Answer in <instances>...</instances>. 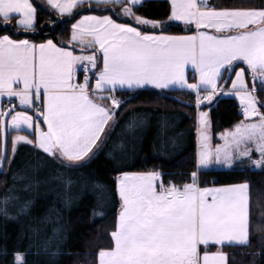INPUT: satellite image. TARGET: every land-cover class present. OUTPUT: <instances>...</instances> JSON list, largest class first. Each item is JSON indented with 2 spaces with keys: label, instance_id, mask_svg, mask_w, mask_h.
Listing matches in <instances>:
<instances>
[{
  "label": "snow or ice",
  "instance_id": "obj_1",
  "mask_svg": "<svg viewBox=\"0 0 264 264\" xmlns=\"http://www.w3.org/2000/svg\"><path fill=\"white\" fill-rule=\"evenodd\" d=\"M93 0H47L60 17H72L74 10ZM96 4L123 5L120 13L137 25L153 30L164 22L136 15L133 9L143 0H94ZM169 21L195 25L193 35H165L163 31H141L140 27L117 23L109 15L81 16L71 25V40L90 54H75L52 39L35 43L0 35V97L17 98L29 111L0 108V133L15 130L12 155L18 142L43 150L66 167L82 166L89 157L120 101L112 94L118 88L129 90L144 85L158 89H190L196 93L197 108L211 101L224 72L235 71L232 90L243 105L245 120L234 131L220 136L223 145L210 146L208 113L198 112V169L221 164L231 167L239 159L264 168V113L254 95L259 82L264 91V7L225 8L209 5L208 0H170ZM113 11L116 9H103ZM37 7L33 0H0V25L25 31L34 30ZM213 29L212 34L206 29ZM234 33V34H229ZM253 85L248 88L245 68ZM191 64L199 75L189 83L185 75ZM83 74L82 82L79 79ZM231 79V76L228 77ZM95 80L93 85L92 81ZM106 92L100 100H110L112 108L98 103L94 94ZM11 103V101H10ZM264 107V105H261ZM46 126V130H45ZM32 130L31 135H20ZM253 152L259 154L253 159ZM90 158V157H89ZM6 146L0 149V172L10 165ZM163 173L123 172L117 177L120 207L112 246L100 248L98 264H228L225 245L250 244V191L247 182L220 187H200L197 172L191 182L165 184ZM221 246L217 251H210ZM14 264H27L25 254L14 253Z\"/></svg>",
  "mask_w": 264,
  "mask_h": 264
},
{
  "label": "trees",
  "instance_id": "obj_2",
  "mask_svg": "<svg viewBox=\"0 0 264 264\" xmlns=\"http://www.w3.org/2000/svg\"><path fill=\"white\" fill-rule=\"evenodd\" d=\"M33 3L38 10L34 30L17 28L13 21L8 27L0 25V35L36 42L52 39L65 46L71 40V25L83 14H110L118 21L137 25L132 17L120 13L123 5L85 2L72 17H60L46 0ZM208 3L225 8L264 7V0ZM133 11L164 22L162 29L155 30L137 25L145 31L193 30L168 20L169 0H144ZM256 87L260 104L264 105L259 82ZM115 96L120 101L116 123L82 166L66 167L26 142L17 143L13 157L12 135L7 137L12 162L0 172V264H14L16 252L25 254L27 264H97L100 248L112 246L110 232L120 207L116 176L147 170L162 172L164 182L177 186L190 183L194 171L201 187L249 183L251 242L248 246L225 245L222 250L228 254V264H264V168L238 159L231 167L198 169L194 91L143 88L119 90ZM203 108L209 110L214 136L243 117L241 104L234 97H218Z\"/></svg>",
  "mask_w": 264,
  "mask_h": 264
},
{
  "label": "crops",
  "instance_id": "obj_3",
  "mask_svg": "<svg viewBox=\"0 0 264 264\" xmlns=\"http://www.w3.org/2000/svg\"><path fill=\"white\" fill-rule=\"evenodd\" d=\"M143 1H144V0H143ZM46 2H47V0H46ZM93 2H94V0H93ZM169 2H170V0H169ZM85 15H94V16H104V15H109V16H111L110 14H104V13H103V14H99V13H87V14H83L82 16H85ZM111 17H112V16H111ZM80 18H81V16H80L77 20H79ZM112 19H114V18L112 17ZM114 20H116V19H114ZM116 22H117V23L130 24V23L121 22V21H118V20H116ZM175 22H179V21H175ZM179 23L184 24L183 22H179ZM130 25L133 26V27H140V26H137V25H134V24H130ZM189 26H191V27L193 28V30H192L191 32H186V33H168V32H164V31H163V34H165V35H173V36H184V35H193V34H195V33H196L195 25L193 24V25H189ZM140 29H141V31H145V30H143L141 27H140ZM206 31H208L209 33L217 34V35H218V33H215V31H214L213 29H210V28H209V29H206ZM148 32H154V34L159 35L162 31H148ZM229 34H234V33H229ZM5 35H8V34H5ZM9 36H10V35H9ZM11 38H12V39H15V38H13V37H11ZM22 39H27V38H22ZM17 40H20V39H17ZM28 40H30V39H28ZM30 41L35 42V43H37V44L42 43V42H45V41H42V42H36V41H33V40H30ZM55 43H56V42H55ZM58 45H59V44H58ZM60 46H64V45H60ZM64 47H69V48H71V49L75 52V54H77V55H79V54H81V53H83V54H90V52H91V49H85V48H82L79 44H76L75 42H73V43H69L68 45H65ZM233 63H234V65H235V67H236V70H239V68H245V70H246V72H245V79H246V82H247V84H248V88L251 90V89H252V85H253V79H252V74H251V72L247 70V65H246L244 62H242V61H235V62H233ZM185 75H186V77H187L189 83H197L198 80H199V75H198V73L195 71V69L192 67L191 64H189V65L186 66V69H185ZM229 75L231 76V79L228 78ZM81 76H82V75L80 74L79 79H80V81L82 82V78H83V77H81ZM232 79H235V71H231V72H227V71H226V72H224V77H223L222 79L218 80V85H219V87H218L217 93L214 95V97H213V99H212L211 101H204V103H202V105L205 106V105L211 104V103L215 102V100H216L218 97H221V96L234 97V98H236L237 101L241 104L240 99H239V98L233 93L234 91L232 90V84H231V80H232ZM92 83H93V85H94V83H95V80H94V79H93ZM256 86H257V84H256ZM143 88H156V87H155L154 85L149 84V85H144V86H141V87H139V88H134V89H131V90L143 89ZM256 88H257V87H256ZM156 89H158V88H156ZM119 90H129V89H127V88H124V89H120V88H118L116 91H119ZM161 90H190V89H186V88H185V89H180V88L177 86L175 89H161ZM116 91H115V92H116ZM190 91H193V90H190ZM115 92L112 93V94L115 95ZM230 92H231V93H230ZM101 95H109V93H106V92L97 93V94H94V95H93V98L96 99L98 103L104 104V105H106V106L112 108V105H111V101H110V100H100V99H99V96H101ZM4 98H8V97H6V96H5V97H0V108H2L3 110H4V108H3V105H2V100H3ZM8 99H12V100H14V101L16 102V110H17V111H26V110H28V109H26L25 107H22V106L19 105V101H18L17 98H8ZM203 106L201 107V105H200L199 108H196V129H197V127L199 126V125H198V112H199V111H204V112H206V111L208 110V109L203 108ZM242 108H243V105L241 104V109H242ZM116 110H117V109L113 108V111H114V112H116ZM28 111H29V115H33V114H34V112H32L31 110H28ZM209 115H210V113H209ZM258 119H259V117H257L256 119L245 120V117H244V115H243V117H242V119H241L240 121L236 122V123H235L233 126H231V127H228V128L223 129V130L220 131L218 134L225 133L226 131H234V130H235V127H236L237 125H239L241 122H245V123L257 122ZM208 121H209V126H210V127H209V134H210V136H213V132H212V123H211V118H210V116H209V118H208ZM114 122H115V115L113 116V119H112L111 121H109L108 126H106V128H105V133L102 134V136H101V140L97 142V146L93 148V151H92V153L89 154V157H90V156L95 152V150L100 146V144L102 143V141L104 140V138L106 137V135L108 134V132L110 131V129L112 128ZM45 130H46V126H45ZM13 131H15V130L8 129V130H7V133H6V135H7L6 137L9 138V136L11 137V135H12V137H14L15 135H17V132H15L14 134H12ZM23 131H27L28 133H31L32 130H22V131L19 132V134H20V135H29V134H27V133H25V132H23ZM29 136H30V135H29ZM3 137H4V133H0V149H2L3 147L6 146ZM30 138L33 139V140H35V136H34V135H33V137L30 136ZM6 140H7V139H6ZM221 140H222V139H220V141H221ZM21 142H22V141H21ZM211 147H212V145H211ZM215 147H216V146H214V148H215ZM198 151H199V144H198V135H197V131H196V155H197ZM255 154H257V153H256V152H253V155H255ZM89 157H85V160L88 159ZM85 160H84V161H85ZM237 160H238V159H237ZM226 166H227V165H221V164H215V163H213V164L209 165L207 168H210V167H226ZM148 171H153V170H147V171H127V172H129V173H141V172H148ZM155 171H156V170H155ZM159 172H160V171H159ZM122 173H123V172H122ZM161 173H162V172H161ZM120 174H121V173H119V174L116 176V181H117V177H118ZM236 184H237V183H236ZM248 184H249V183H248ZM227 185H229V184H227ZM220 186H223V185H213V186H206V187H210V188H211V187H220ZM181 187H182V186H181ZM200 187H201V186H200ZM249 191H250V186H249ZM118 210H119V209H118ZM117 214H118V212H117ZM218 248H220V246H219ZM218 248H217L216 250H210V251H217Z\"/></svg>",
  "mask_w": 264,
  "mask_h": 264
},
{
  "label": "rangeland",
  "instance_id": "obj_4",
  "mask_svg": "<svg viewBox=\"0 0 264 264\" xmlns=\"http://www.w3.org/2000/svg\"><path fill=\"white\" fill-rule=\"evenodd\" d=\"M231 93V92H230ZM234 94H235V92H233ZM254 95L257 97V99H258V104H257V107L259 108V111L261 112V113H264V110L262 109V107H261V104H260V100H259V98H258V96H257V90L255 91V93H254ZM238 97V96H237ZM239 98V97H238ZM196 102V101H195ZM204 103V102H203ZM35 112V111H34ZM207 113H208V118H209V110H207L206 111ZM257 117H253V118H251V119H256ZM116 123V121L114 122V124ZM113 124V125H114ZM7 133V132H6ZM5 135V134H4ZM7 136V135H6ZM211 137V140H210V146L212 145V148H214V146H217V145H223L224 143H225V141H224V139H222L221 138V136H220V134H217L216 136H210ZM215 137H216V139H215ZM220 139H222L221 141H220ZM259 158V154L257 153V154H255V155H253V159H258ZM226 167H229V166H226ZM97 264H98V261H97Z\"/></svg>",
  "mask_w": 264,
  "mask_h": 264
},
{
  "label": "built area",
  "instance_id": "obj_5",
  "mask_svg": "<svg viewBox=\"0 0 264 264\" xmlns=\"http://www.w3.org/2000/svg\"><path fill=\"white\" fill-rule=\"evenodd\" d=\"M82 77H83V74H82ZM10 101H11V103H10ZM2 105H3L4 110H8L12 106H15L16 107V102L14 100H12V99L4 98L2 100ZM34 111H35V109H34ZM240 112H241V114H243V108L240 110ZM165 184H168V182H165Z\"/></svg>",
  "mask_w": 264,
  "mask_h": 264
}]
</instances>
